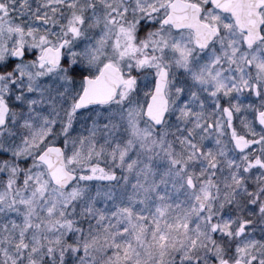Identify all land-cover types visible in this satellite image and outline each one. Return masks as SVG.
I'll return each instance as SVG.
<instances>
[{"label":"snow or ice","instance_id":"obj_1","mask_svg":"<svg viewBox=\"0 0 264 264\" xmlns=\"http://www.w3.org/2000/svg\"><path fill=\"white\" fill-rule=\"evenodd\" d=\"M0 264H264V0H0Z\"/></svg>","mask_w":264,"mask_h":264}]
</instances>
